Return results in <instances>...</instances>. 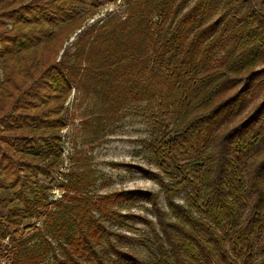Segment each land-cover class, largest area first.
<instances>
[{
    "label": "trees",
    "instance_id": "obj_1",
    "mask_svg": "<svg viewBox=\"0 0 264 264\" xmlns=\"http://www.w3.org/2000/svg\"><path fill=\"white\" fill-rule=\"evenodd\" d=\"M117 1L86 27L100 0H0V249L43 220L9 264H264V0H122L118 16ZM76 87L99 116L147 111L157 193L94 195L88 166L64 158ZM135 200L153 220L114 209ZM135 220L146 236H117L146 256L106 227L143 232Z\"/></svg>",
    "mask_w": 264,
    "mask_h": 264
},
{
    "label": "rangeland",
    "instance_id": "obj_2",
    "mask_svg": "<svg viewBox=\"0 0 264 264\" xmlns=\"http://www.w3.org/2000/svg\"><path fill=\"white\" fill-rule=\"evenodd\" d=\"M122 2V0L116 2L117 16L122 13L124 8ZM102 5L97 16L92 20H90L91 17L88 19L86 27L97 20L112 17V6H106L104 2ZM87 10L88 6L78 8L81 13ZM78 33L73 35L65 44L66 54L73 51L72 46ZM62 58L63 56L60 57V59ZM100 109L101 105L93 94L86 97L81 87H76L72 92L66 103L65 129L62 131L64 158L70 157L71 153H76V165L88 166L97 179L91 189L94 195H107L112 192L130 190L157 193L159 186L151 179L150 173H158L159 171L156 169L147 148L140 143V141L150 140L152 137L151 128L146 124L145 119L147 111L143 110V106L129 104L121 109L123 115L119 111L118 113H108V116L103 117V115L99 116L104 113ZM66 165L67 160L65 159L63 171H65ZM60 182L62 183L60 174L55 175L50 182H45L54 187L52 200L59 199L61 195V192L57 190ZM177 201H182V198L178 197ZM162 204L163 201L161 200ZM141 205L149 209L145 200L119 203L114 209L120 215H143L153 220L150 211L141 210L139 207ZM129 226L143 230V232L135 233L117 223H106L108 231L116 234V236H111L113 243L120 248L137 251L142 256H146L142 247L117 236V234L130 237L147 235L143 223L137 220L129 221ZM43 228L44 221L40 220L36 223L35 229L20 238L21 241L18 244L7 241L0 249V264H9V254L6 252L14 250V246L23 249L34 247L37 242V237H34L37 229ZM105 247L107 248L106 245Z\"/></svg>",
    "mask_w": 264,
    "mask_h": 264
}]
</instances>
